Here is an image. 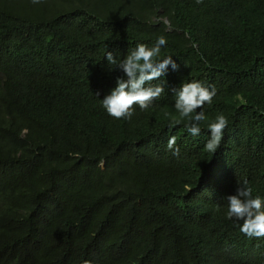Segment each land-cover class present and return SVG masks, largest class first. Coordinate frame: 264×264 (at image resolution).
<instances>
[{
  "label": "trees",
  "instance_id": "obj_1",
  "mask_svg": "<svg viewBox=\"0 0 264 264\" xmlns=\"http://www.w3.org/2000/svg\"><path fill=\"white\" fill-rule=\"evenodd\" d=\"M160 36L164 92L110 116L106 53ZM193 80L216 88L198 136L170 127ZM244 179L264 200V0H0V264H264L226 215Z\"/></svg>",
  "mask_w": 264,
  "mask_h": 264
},
{
  "label": "clouds",
  "instance_id": "obj_2",
  "mask_svg": "<svg viewBox=\"0 0 264 264\" xmlns=\"http://www.w3.org/2000/svg\"><path fill=\"white\" fill-rule=\"evenodd\" d=\"M31 2L39 4L42 0H31ZM196 2L202 3L203 0H196ZM165 44L164 36L158 37L152 47L142 43L137 44L120 60L114 56L112 51L106 53L108 64L116 65V68L120 69L127 77V79L118 77L116 87L102 100L103 106L110 116L131 121L134 105L138 104L142 110L147 109L153 100L159 98L164 92L163 86L152 85L148 82L158 80L166 73L169 65L173 70L179 67L171 55L164 59H158L161 48ZM173 91L176 96L175 109L179 113V118H173L170 127H174L181 120L187 118L188 123L185 126L188 132L193 136H198L201 132L200 124L207 117L203 111H197V109H202L205 103H211L216 95L215 86H206L200 81L193 80L183 83L178 90L173 89ZM227 126L228 120L223 114H218L208 124L210 138L205 145L207 151L215 153ZM167 148L172 150L175 155L179 154L175 136L169 138ZM225 198L227 200V218L237 222L242 221L240 232L250 238L264 237V200L258 195L253 196L249 181L247 179L238 180L236 193ZM85 264H91V262L85 261Z\"/></svg>",
  "mask_w": 264,
  "mask_h": 264
}]
</instances>
